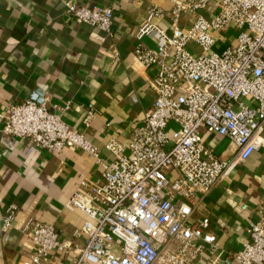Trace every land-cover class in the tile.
Here are the masks:
<instances>
[{"label":"built area","instance_id":"2783aa9c","mask_svg":"<svg viewBox=\"0 0 264 264\" xmlns=\"http://www.w3.org/2000/svg\"><path fill=\"white\" fill-rule=\"evenodd\" d=\"M165 11L147 8L136 33L135 59L154 76L153 105L126 143L109 140L104 159L99 148L69 126L61 112L31 99L0 111L2 132L53 153L75 147L92 156L101 174L82 180L68 199L70 209L87 218L82 247L60 239L53 225L28 217L22 224L32 244L29 259L16 264H54L58 253L74 252L71 264H194L206 247L216 248L207 231L208 217L191 225L189 201L207 194L217 181L264 146V0H169ZM65 15L112 37L113 7L80 6L61 0ZM168 16L171 33L153 21ZM183 19L188 24L183 26ZM238 31L234 46L212 50V32ZM150 38L154 48L143 43ZM194 44L196 53L189 49ZM87 108L85 126L92 118ZM172 123L175 127L170 128ZM227 137L237 152L220 159L203 140V132ZM260 217L246 225V240L230 253L227 264H264V200ZM17 206L0 217L3 239L13 227Z\"/></svg>","mask_w":264,"mask_h":264},{"label":"crops","instance_id":"0c3cea01","mask_svg":"<svg viewBox=\"0 0 264 264\" xmlns=\"http://www.w3.org/2000/svg\"><path fill=\"white\" fill-rule=\"evenodd\" d=\"M70 1L80 6L113 7L112 37L68 18L61 0H0V111L26 99L51 112L69 103L70 108L61 112L63 121L95 144L102 158L113 159L105 144L109 140L126 143L155 98L150 85L153 69L145 68L133 55L136 33L145 23L148 7L169 11L172 4L169 0ZM153 22L171 33L168 16ZM187 24L183 19L182 25ZM212 36L217 42L219 34L212 32ZM143 43L154 48L150 38ZM189 49L198 50L194 44ZM90 103L93 115L85 126ZM2 127L0 120V217L10 204L17 206V213L6 240L0 230V264L29 259L32 244L21 230L28 217L53 225L60 239L82 247L87 216L66 203L82 180L98 179L101 168L81 149L64 147L53 153L3 133ZM169 127L175 126L170 123ZM202 132L204 143L218 158L236 155L237 148L227 137ZM263 200L261 146L207 194L189 201V224L208 217L207 231L216 236V248L206 246L193 263L227 264L230 253L246 240L248 222L260 217L258 207ZM74 258L72 251L58 253L53 263L71 264Z\"/></svg>","mask_w":264,"mask_h":264},{"label":"rangeland","instance_id":"374dc122","mask_svg":"<svg viewBox=\"0 0 264 264\" xmlns=\"http://www.w3.org/2000/svg\"><path fill=\"white\" fill-rule=\"evenodd\" d=\"M237 34H238V31H236L234 29H230V30H227L225 32H221L219 34L218 40H217L215 46L212 48V50H219V47L225 48L228 46H234ZM195 52L200 53V49L198 48V50Z\"/></svg>","mask_w":264,"mask_h":264}]
</instances>
